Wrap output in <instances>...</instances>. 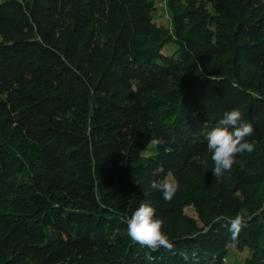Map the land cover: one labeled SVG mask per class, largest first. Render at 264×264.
Segmentation results:
<instances>
[{
  "label": "trees",
  "instance_id": "trees-1",
  "mask_svg": "<svg viewBox=\"0 0 264 264\" xmlns=\"http://www.w3.org/2000/svg\"><path fill=\"white\" fill-rule=\"evenodd\" d=\"M156 1L0 0V264H264V0ZM233 108L254 149L213 176ZM143 203L171 249L128 237Z\"/></svg>",
  "mask_w": 264,
  "mask_h": 264
},
{
  "label": "clouds",
  "instance_id": "clouds-1",
  "mask_svg": "<svg viewBox=\"0 0 264 264\" xmlns=\"http://www.w3.org/2000/svg\"><path fill=\"white\" fill-rule=\"evenodd\" d=\"M254 126L243 119L239 108L226 111L217 125L206 134L207 147L213 161L212 175L220 176L230 170L236 162V156L242 152H252L254 145L248 137L254 134ZM150 187L161 193L162 199L171 201L178 190V184L171 176L154 180ZM128 237L142 246L172 248L168 234L163 230V221L157 216L151 204H141L127 219ZM241 226V217L237 215L230 221L231 229Z\"/></svg>",
  "mask_w": 264,
  "mask_h": 264
},
{
  "label": "rangeland",
  "instance_id": "rangeland-1",
  "mask_svg": "<svg viewBox=\"0 0 264 264\" xmlns=\"http://www.w3.org/2000/svg\"><path fill=\"white\" fill-rule=\"evenodd\" d=\"M154 8V15H155V22L158 25H170V20L169 18L166 17L165 13L166 10L164 8L165 5H167L165 0H157ZM164 5V6H163ZM166 7V6H165ZM170 47L165 48V51H172V47L175 45L172 43L169 45ZM2 200H0L1 202ZM184 213L188 216L198 218V213L195 209V207L192 204H189L184 207ZM230 250L227 253V255L224 257V262L225 264H244L245 257H244V252L241 253L236 249L234 245H230Z\"/></svg>",
  "mask_w": 264,
  "mask_h": 264
},
{
  "label": "bare ground",
  "instance_id": "bare-ground-1",
  "mask_svg": "<svg viewBox=\"0 0 264 264\" xmlns=\"http://www.w3.org/2000/svg\"><path fill=\"white\" fill-rule=\"evenodd\" d=\"M166 6V5H165Z\"/></svg>",
  "mask_w": 264,
  "mask_h": 264
}]
</instances>
